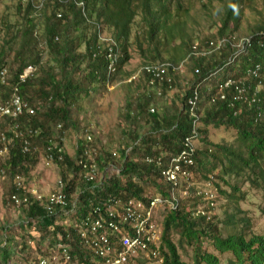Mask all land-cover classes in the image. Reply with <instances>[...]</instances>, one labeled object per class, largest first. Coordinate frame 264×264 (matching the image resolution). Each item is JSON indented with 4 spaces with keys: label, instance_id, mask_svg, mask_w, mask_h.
<instances>
[{
    "label": "trees",
    "instance_id": "16d2710c",
    "mask_svg": "<svg viewBox=\"0 0 264 264\" xmlns=\"http://www.w3.org/2000/svg\"><path fill=\"white\" fill-rule=\"evenodd\" d=\"M28 4L13 59L8 41L0 49V73L6 69L0 106L13 109L16 96L34 110L0 117L3 202L13 195L27 199L17 225H0V264H20L24 254L23 264H38L64 242L83 257L63 207L48 208L25 191L30 172L54 142L62 148L60 154L52 151L62 157L54 163L61 191L65 201L78 192L79 220L93 203L110 197L146 202L153 191L166 201L157 216L162 264H264V233L254 231L252 218L240 209L249 191L264 200V0H55L40 10V22ZM247 11L255 17L252 22ZM203 18L209 21L207 32L193 35ZM109 48L117 55L112 73ZM132 62L169 65L162 88L151 86L148 74L116 87V118L99 125L94 116L102 94L136 72L128 68ZM183 62L190 78L171 100L167 95L181 80L172 67ZM23 73L30 76L21 81ZM195 91L191 110L188 101ZM220 128L232 130L233 139L213 141L211 130ZM104 132L105 139L98 138ZM186 138L194 142L191 164L180 165L189 178L174 188L162 172ZM26 145L35 151L26 154ZM85 150L98 168L95 184L84 180L78 163L82 159L90 166ZM211 185L224 199L221 215L215 214L216 200L207 196ZM183 191L186 197L176 201L175 193ZM172 234L191 248L192 263L181 259ZM84 255L88 262L89 253Z\"/></svg>",
    "mask_w": 264,
    "mask_h": 264
},
{
    "label": "built area",
    "instance_id": "2783aa9c",
    "mask_svg": "<svg viewBox=\"0 0 264 264\" xmlns=\"http://www.w3.org/2000/svg\"><path fill=\"white\" fill-rule=\"evenodd\" d=\"M153 73L155 77L161 78L164 70L154 68ZM3 76L4 72L0 74L1 81H3ZM20 79L23 81L24 77ZM196 93L195 91L193 99L188 101L191 110L195 107ZM11 105L13 109L0 106V116L7 115L17 118L26 107L21 104L16 96L13 98ZM30 113H33V111H30ZM86 139L90 140V136L87 135ZM52 145V148L48 147V154L44 157L46 167L54 166L56 161L62 160L61 155L55 158L52 154L53 149L60 154L62 148L56 142ZM193 150L194 142L192 138H186L183 143V150L176 157L169 160L168 167L162 172L167 184L176 188L178 183L188 180L189 174L183 171L180 164H191L190 156ZM29 151L30 148L26 145L24 152ZM83 154L89 161L91 157L89 150H85ZM81 160L78 163L85 170L84 180L87 183L96 182L98 173L96 164L89 161L90 166H87ZM161 162L162 160L158 159L156 164L160 166ZM22 182L23 180L20 177L16 178L17 186H21ZM61 189L62 183L59 180L56 181L55 188L48 195L25 187L26 194L31 195L33 199L40 203L44 202L48 208L57 205L63 207V216L66 217L67 224L75 230L83 257L79 258L76 253L73 255L72 252L75 246L64 242L57 245L58 251L55 254L41 259L38 264H81V262L82 264H138L146 262L148 264L154 262L161 264L162 259L159 255L161 230H159L160 225L157 222V216L158 211L164 208L166 201L159 197H152L146 202L141 199L123 202L110 197L99 204L93 203L92 211L79 220L80 218L77 215L82 208L78 206V192L73 195L70 201H65L67 196ZM210 195L207 193L208 197ZM172 197L173 195H171ZM26 202L25 197L20 199L18 196L13 195L8 200L7 205L12 206L19 213V209ZM84 253H89V263L86 261L87 258ZM30 264L37 263L31 262Z\"/></svg>",
    "mask_w": 264,
    "mask_h": 264
},
{
    "label": "rangeland",
    "instance_id": "374dc122",
    "mask_svg": "<svg viewBox=\"0 0 264 264\" xmlns=\"http://www.w3.org/2000/svg\"><path fill=\"white\" fill-rule=\"evenodd\" d=\"M27 2L29 0H0V49L2 47H7L8 45L11 46V54L8 56L10 60L13 59V53H15V50L17 49L19 43L21 42L20 34L24 30L26 19H25V9L29 5ZM33 6L35 9H37V21L40 22L42 17V11H40L43 8H47L48 5L47 2H43L41 5V0H32ZM49 9H53L52 6L49 7ZM35 12V11H34ZM32 12H27L26 16L31 15ZM246 15L249 17V21L252 22L255 17L251 15V11H247ZM212 21V19H211ZM209 21L206 18H203L199 20V27L195 26L194 31L192 32L193 35L201 34V32L206 33V26H208ZM190 34V33H189ZM192 37V36H191ZM194 38V37H193ZM8 41L9 44L7 45L5 42ZM18 42V45L16 46L15 43ZM175 44V43H174ZM136 62H132L128 68L129 69H135ZM181 80L179 81V88L173 89L167 96L173 100L176 98V96L181 93V87L184 86L186 82V78H190V75L187 73L186 70V64L184 63L182 67L179 69ZM26 75H28L26 73ZM126 84V83H124ZM124 86H127L124 85ZM115 86H109L108 92H104L99 100L98 107L94 106L93 108L95 110L96 108V114L94 118L98 120L99 125L103 123L105 125L106 120H113L116 118V113L113 112V109H117L120 105L119 99H117V95L113 93L115 92ZM123 94V93H122ZM102 125V126H103ZM102 129V128H101ZM103 132V131H102ZM106 133H99L97 136L98 138L103 136V140L105 139ZM75 136H73L72 141L75 140ZM211 139L213 141H219L223 140L226 142L227 140L233 139V131L230 129H224L220 128L217 130H211ZM71 147V146H70ZM69 147V151H70ZM58 170L56 166H50L45 167L43 164L42 158H40L39 163L35 166V168L30 172V180L27 182V188L34 189L40 191L44 195H48L54 188L56 181L58 180ZM3 183L0 179V225L2 226L4 222L8 221L10 225L18 224L20 222V216L17 210H15L12 206L7 205L8 200L6 202H3L4 194L6 193V189L3 187ZM200 186V184H198ZM209 190L211 193L210 198H214L216 200L215 205L216 210L215 214L221 215L222 206L224 199L218 198V194L216 189L211 185L209 187ZM250 195L247 196L246 200L244 202L240 203V209L244 212L245 215H249L254 223L253 229L259 234L264 233V215L261 213V210L264 208V200L262 199V196L259 192L249 191ZM148 196H154L153 191L147 192ZM175 200H183L186 197L185 191L183 192H176L175 193ZM19 216V218H18ZM77 222V220H75ZM17 227V226H15ZM160 230V227H159ZM2 236H0V239ZM171 239L177 246V250L181 256V259L184 262L192 263V252L191 248L185 246V245H179L178 236L175 234L171 235ZM10 243L11 239L9 238ZM9 243L10 247L8 248L9 251L13 250V246ZM31 246L32 242L30 243ZM29 244V245H30ZM203 249L206 252L213 253L210 249L209 244H204ZM215 255V253H213ZM26 254L19 257L20 264H23V258ZM12 261L14 262V258L12 257ZM12 262V263H13ZM223 263V261H222ZM138 264H148L146 263H138ZM151 264H158L156 262ZM224 264V263H223Z\"/></svg>",
    "mask_w": 264,
    "mask_h": 264
},
{
    "label": "clouds",
    "instance_id": "9594fccd",
    "mask_svg": "<svg viewBox=\"0 0 264 264\" xmlns=\"http://www.w3.org/2000/svg\"><path fill=\"white\" fill-rule=\"evenodd\" d=\"M43 2H55V0H41V5H42V3ZM27 3H30L31 5H33V3H32V0H29V2H27ZM195 49V48H194ZM108 52H109V65H108V71L109 72H114L115 71V64H116V61H117V55L116 54H114L113 53V51H112V48H109V50H108ZM192 55H196V54H192ZM184 64V62L181 64V65H179L177 68L176 67H172V70L173 71H179V69L182 67V65ZM166 66V67H165ZM167 67H169V65H161V64H159V65H155V66H153V65H146V66H142V67H136L137 69H136V72L131 76V77H129L127 80H125V81H123V82H121V83H118V84H116V85H113V86H115V88L116 87H118V86H120V85H122V84H124V83H126V84H130L132 81H134V80H137L142 74H148L149 76H150V79H149V84L151 85V86H154V85H156V83L158 84V88H157V90H160L161 88H162V81L164 80V75H165V71H166V68ZM154 68H160V69H163L164 70V73H163V76L160 78H157V77H155L154 76V73H153V69ZM2 72H4V75L6 74V69H3L2 71H1V73ZM180 72V71H179ZM0 73V74H1ZM28 76H30L29 74L28 75H26V73H23L22 75H20V77H19V79L21 78V77H24V80L28 77ZM21 80V79H20ZM23 80V81H24ZM186 83V82H185ZM179 84V83H178ZM185 85V84H184ZM26 107L24 108L25 110H27V112L29 113V114H34V110L33 109H30V108H28V106L26 105V104H24ZM30 111H33V113H30ZM1 117V116H0ZM58 128H60V127H58ZM87 135H89V134H87ZM55 143V142H54ZM32 151H35V148H33L32 150H30L29 152H27L26 154H28V153H31ZM44 157L45 156H43V157H41L42 158V160H43V164H44V166H45V162H44ZM46 167V166H45ZM152 197H154V196H150V198H152ZM162 259V258H161ZM161 264H162V262H161Z\"/></svg>",
    "mask_w": 264,
    "mask_h": 264
}]
</instances>
